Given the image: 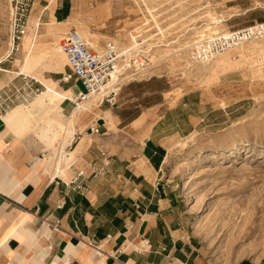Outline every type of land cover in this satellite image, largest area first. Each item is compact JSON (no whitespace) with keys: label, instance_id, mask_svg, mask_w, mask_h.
<instances>
[{"label":"crops","instance_id":"crops-1","mask_svg":"<svg viewBox=\"0 0 264 264\" xmlns=\"http://www.w3.org/2000/svg\"><path fill=\"white\" fill-rule=\"evenodd\" d=\"M74 1L36 0L23 37L0 53V89L27 75L62 97L44 92L0 112V264H217L165 175L167 140L196 118L179 110L169 123L175 110L161 113L163 104L132 117L93 99L74 118L78 93L54 54L57 39L75 29ZM106 160L107 174L94 178Z\"/></svg>","mask_w":264,"mask_h":264},{"label":"rangeland","instance_id":"rangeland-1","mask_svg":"<svg viewBox=\"0 0 264 264\" xmlns=\"http://www.w3.org/2000/svg\"><path fill=\"white\" fill-rule=\"evenodd\" d=\"M14 7L0 0V53L12 40ZM72 23L92 48L113 41L129 54L111 95L117 113L163 104L161 113L175 110L169 123L179 110L196 118L167 140L165 175L193 212L205 254L217 264L264 257V39L205 65L191 56L203 38L264 23V0H75ZM130 60L139 63L126 71ZM76 83L74 92L84 91Z\"/></svg>","mask_w":264,"mask_h":264},{"label":"built area","instance_id":"built-area-1","mask_svg":"<svg viewBox=\"0 0 264 264\" xmlns=\"http://www.w3.org/2000/svg\"><path fill=\"white\" fill-rule=\"evenodd\" d=\"M36 0H13V41H19L24 35L27 18ZM264 39V23L256 24L227 34L208 36L197 42L191 49L192 59L198 63H209L217 57L235 50L249 42ZM59 50L64 55L70 72L64 77L66 83L75 81L82 84L84 91L79 92L76 101H85L88 95L100 93L112 81L113 77L121 71V49L113 42L105 43L103 48L97 50L88 45L82 34L76 29L65 33L60 40ZM127 70L132 69L137 62L130 60ZM125 67V68H126ZM139 66H137L138 68ZM137 71V70H136ZM37 80L27 75H19L8 86L0 89V112L7 113L17 106H29L33 100L42 94ZM111 92L103 103L114 105L115 98L111 99ZM76 106V104H75ZM99 133V129L92 130ZM109 162L95 168L94 178H101L107 174ZM83 174L79 173L73 180L75 184Z\"/></svg>","mask_w":264,"mask_h":264},{"label":"bare ground","instance_id":"bare-ground-1","mask_svg":"<svg viewBox=\"0 0 264 264\" xmlns=\"http://www.w3.org/2000/svg\"><path fill=\"white\" fill-rule=\"evenodd\" d=\"M212 19H213V21H214V25H222L224 22H225V20H218V19H215V18H213L212 17ZM211 28V27H210ZM60 32V30H58V29H55V27L54 26H49V34H50V36H53V37H55V36H57L58 35V33ZM81 34H82V32H80ZM48 34V33H47ZM82 36H83V38L85 39V41L87 42V40H86V38L84 37V35L82 34ZM40 39V38H39ZM37 41V40H36ZM134 41H135V39H134ZM253 42V41H252ZM88 43V42H87ZM255 43V42H254ZM91 44V43H90ZM89 43H88V45L89 46H91V47H93V44H91L90 45ZM10 45L12 46L13 45V42H12V40H11V43H10ZM138 45V44H137ZM136 47V46H135ZM132 48V47H131ZM124 49V48H123ZM129 49V48H128ZM127 49V50H128ZM133 49H136V48H134L133 47ZM236 50V49H235ZM239 50V49H238ZM262 50V49H261ZM54 54H57V55H59L62 59H63V61L66 63V59H65V57H64V55L63 54H61V52H60V50H59V48H54ZM126 54H128L127 52H123V56L124 55H126ZM226 54V53H225ZM225 54H222L221 56H223V55H225ZM129 55V54H128ZM123 56H122V58H123ZM220 57V56H219ZM219 57H217V58H219ZM216 58V59H217ZM215 59V60H216ZM214 61V60H213ZM128 62V61H127ZM209 63H211V62H209ZM204 65L206 64V63H203ZM123 76V73L121 72V71H119V73L117 74V75H115L114 77H113V79H112V81H110L109 82V84L107 85V86H105L103 89H102V91L100 92V93H94V94H91V95H88L87 97H86V99H85V101H81V102H79V101H76V106H75V108H74V118H76L77 116H78V114H80L82 111H84V110H87V109H89V108H85L84 106H83V104L84 103H86V102H88L89 100H92L93 99V104H96L97 105V103L98 102H101L102 104H103V102L105 101V98L111 93V92H119L120 91V88L118 87L120 84H121V77ZM45 88H46V91L47 92H45V97H47V98H49V99H51V100H55V99H60V98H62L61 97V95L60 94H58L57 92H55L54 90H53V88H51L50 86H48V85H45ZM58 88V87H57ZM75 99V98H74ZM76 100V99H75ZM18 110V109H17ZM74 128V127H73ZM52 140V139H51ZM50 143V142H49Z\"/></svg>","mask_w":264,"mask_h":264},{"label":"trees","instance_id":"trees-1","mask_svg":"<svg viewBox=\"0 0 264 264\" xmlns=\"http://www.w3.org/2000/svg\"><path fill=\"white\" fill-rule=\"evenodd\" d=\"M146 156H148L147 153H146ZM148 157H149V156H148Z\"/></svg>","mask_w":264,"mask_h":264}]
</instances>
